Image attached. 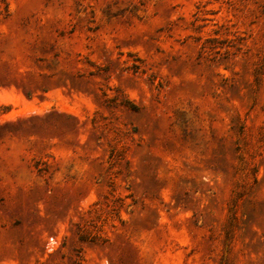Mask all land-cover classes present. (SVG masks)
<instances>
[{
    "label": "rangeland",
    "instance_id": "obj_1",
    "mask_svg": "<svg viewBox=\"0 0 264 264\" xmlns=\"http://www.w3.org/2000/svg\"><path fill=\"white\" fill-rule=\"evenodd\" d=\"M0 264H264V0H0Z\"/></svg>",
    "mask_w": 264,
    "mask_h": 264
},
{
    "label": "trees",
    "instance_id": "obj_2",
    "mask_svg": "<svg viewBox=\"0 0 264 264\" xmlns=\"http://www.w3.org/2000/svg\"><path fill=\"white\" fill-rule=\"evenodd\" d=\"M134 70H137L138 68L136 67V66H133L132 67ZM110 102L111 101H113V100H109ZM109 106V105H108ZM125 107L128 109V110H130L131 112H133V113H138L139 112V108L136 106V105H134V104H132V103H130V102H128V103H126L125 104ZM67 118H69L70 116L69 115H67L66 116ZM114 155V152L112 151V153H111V156H113ZM79 240H81V241H89V237L88 236H86V235H84V234H79ZM90 241H92V239L90 240Z\"/></svg>",
    "mask_w": 264,
    "mask_h": 264
}]
</instances>
